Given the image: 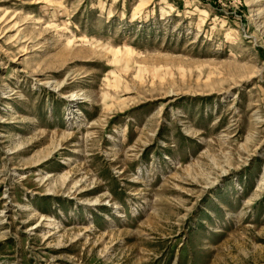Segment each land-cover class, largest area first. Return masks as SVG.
<instances>
[{
  "label": "rangeland",
  "instance_id": "rangeland-1",
  "mask_svg": "<svg viewBox=\"0 0 264 264\" xmlns=\"http://www.w3.org/2000/svg\"><path fill=\"white\" fill-rule=\"evenodd\" d=\"M0 264H264V0H0Z\"/></svg>",
  "mask_w": 264,
  "mask_h": 264
}]
</instances>
